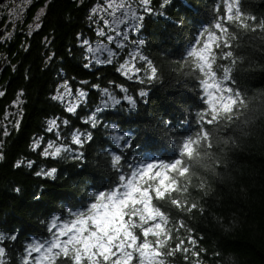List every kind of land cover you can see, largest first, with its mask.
I'll use <instances>...</instances> for the list:
<instances>
[{
	"label": "trees",
	"instance_id": "1",
	"mask_svg": "<svg viewBox=\"0 0 264 264\" xmlns=\"http://www.w3.org/2000/svg\"><path fill=\"white\" fill-rule=\"evenodd\" d=\"M36 2L29 13L18 19L13 38L0 46V92L5 93L0 96V141L3 142L0 151L5 153V159L0 160V229H21V241L29 236L47 235L43 221L52 208L67 206L66 201L78 204V200H83L87 203L88 193L99 190L101 184L107 188L112 182L110 173L103 167L105 158L99 154L105 146L103 129L96 134L99 142L86 149L85 160L46 158L42 155L44 143L40 149L33 145L36 138L49 137L46 133L48 120L60 118L76 128H86L82 121L103 96L102 90L89 85L99 83L101 89L109 87L118 95H122L121 85L133 92L140 87L116 71L118 64L84 67L78 37L94 35L87 23L94 0H83V3L80 0ZM217 2L176 0V7L168 16L172 20L175 19L173 13L186 17L189 23L183 31L173 27L167 16H153L140 33L147 40V51L157 63L161 82L150 87L147 103H140L137 111L129 115L126 107L121 112L111 110L110 118L118 121L139 145L148 146L149 155L159 153L169 144L173 146L161 119L190 121L179 128L180 138H195L201 130L195 116L201 108L202 92L192 74L195 69L190 61L185 62L184 57L192 35L202 21H210L211 10ZM241 4L246 13L264 18V0H241ZM38 8L43 13L38 21L40 27L28 35L25 29L34 28L37 19L33 12ZM230 30L236 33L231 47L236 60L233 67L236 87L254 101V107L259 111L264 108V33H252L235 26ZM217 63L227 65L229 61L218 60ZM218 75L221 76L222 72L218 71ZM62 76L68 78L73 92L84 90L88 93L83 112L77 109L79 119L76 113H68L51 98L57 82H63ZM81 81H88L89 85H83ZM15 102L14 114L18 112L19 115L11 116L7 112ZM13 121L19 122L15 130ZM1 124H5L9 136L3 135ZM66 128L64 125L59 128L60 136L61 133L67 134ZM188 128L191 132L185 133L183 129L189 131ZM204 131L209 132V136L201 141L199 158H183L190 169L186 175L192 178L188 206L197 202L204 211H182L172 205L170 199L154 198L153 203L169 216L170 226L179 228L181 221L187 225V228L179 229V235L188 248L193 247L188 240L197 239L202 250L199 257L202 264H221L214 254L216 251L230 256L229 264H264V119L258 122L250 136L227 149L228 168L218 170L226 177L230 175L231 179L224 182L210 170L208 154L224 162V148L220 141L225 133L222 127L206 123ZM209 142L212 148L207 147ZM140 152L138 148L136 154ZM21 160L25 164L15 167ZM27 161H33V167H28ZM51 167L59 170L58 179L36 175V172ZM200 178L211 183V195L204 196L196 186ZM183 182L184 178L180 177L179 183ZM16 187L22 192L16 193ZM33 193L40 195V199L37 200ZM175 197L181 202L186 199L184 193H175ZM201 239L203 243H200ZM177 242L173 240L171 245ZM171 264H185L183 254H178ZM192 264H196L195 257Z\"/></svg>",
	"mask_w": 264,
	"mask_h": 264
},
{
	"label": "snow or ice",
	"instance_id": "2",
	"mask_svg": "<svg viewBox=\"0 0 264 264\" xmlns=\"http://www.w3.org/2000/svg\"><path fill=\"white\" fill-rule=\"evenodd\" d=\"M80 2L83 3V0ZM175 7L176 0H106V3H98L90 9V25H94L96 35L105 38L108 43L93 46L88 39H82L81 51L87 53L84 67L118 64L116 71L140 87L133 92L121 85L122 95H118L109 87L101 89L99 83L89 85L88 81H81L83 85L102 90L100 103L82 121L86 128H76L64 120L62 123L67 126V134L61 133L55 140H48L42 148V155L46 158L83 161L86 159V149L99 142L96 134L103 129L105 146L99 154L105 158L103 167L110 173L112 182L107 188L101 184L99 190L88 193L87 203L83 200L78 204L66 201L67 206L52 208L47 214L48 218L43 221L45 236H29L21 241V229H0V264H171L178 254H183L185 264H192L193 257L196 264H202L199 259L202 250L197 239H189L188 243L193 247L188 248L179 235V229L187 228V225L181 221L179 228L170 226L169 216L153 203V199H170L172 205L188 213L193 209L204 211L197 202L188 206L192 178L186 175L190 169L183 158H199L201 141L209 136V132L204 131L205 123L222 127L225 133L220 141L224 148V162L208 154L210 170L219 176L221 182L231 179L230 175L226 177L218 171L228 168L227 149L252 134L258 122L264 119V108L257 111L254 101L236 87L237 80L233 74L236 60L231 50L236 33L230 29L235 26L252 33H264V18L246 13L241 0H218L211 10L210 21H202L199 29L195 30L184 59L185 62L190 61L195 69L192 74L203 93L201 108L195 116L201 130L195 134V138H180L179 128L190 121L161 119L160 123L180 157L166 162L161 157L149 155L150 148L139 145L110 116L111 110L121 112L125 106L130 113L137 111L140 103H147L150 87L161 82L157 63L147 51V40L140 33L153 16H167L173 27L183 31L189 23L187 18L177 13H173L174 20L168 16ZM36 19L39 21L40 17ZM36 27L39 28L40 24L37 23ZM2 36L3 33H0ZM218 60L229 63L218 64ZM218 71L222 72L221 76H218ZM61 79L63 93L54 99L63 101L67 97L66 111L76 113L79 119L77 109L83 112L88 93L78 90V94L73 95L68 78L62 76ZM4 95V92H0V96ZM12 127L13 130L18 128L19 122L13 121ZM59 128L60 125L53 119L49 121L46 132L55 136ZM3 135H10L7 127L3 129ZM57 142L59 146H55ZM42 143L43 137L36 138L35 148L40 149ZM207 147L212 148V144L209 142ZM2 148L3 142L0 141ZM138 148L141 149L139 155L136 154ZM4 159L5 153L0 151V160ZM33 163L27 161V166L31 168ZM24 164L25 161L21 160L15 167L20 168ZM58 171L56 167H51L36 172V175L55 180L59 178ZM180 177L184 178L183 184L179 183ZM196 186L204 196L213 192L211 183L205 178H200ZM14 190L16 193L22 192L19 187ZM175 193H184L185 201L177 199ZM33 196L40 199L37 193H33ZM173 240L178 241L174 246L171 245ZM200 243H203L202 239ZM214 254L221 264H229L230 256L219 251Z\"/></svg>",
	"mask_w": 264,
	"mask_h": 264
},
{
	"label": "rangeland",
	"instance_id": "3",
	"mask_svg": "<svg viewBox=\"0 0 264 264\" xmlns=\"http://www.w3.org/2000/svg\"><path fill=\"white\" fill-rule=\"evenodd\" d=\"M93 4H92V7H95L98 3H106V0H94V2H92ZM91 9V8H90ZM90 12V11H89ZM39 13V12H38ZM37 13V14H38ZM40 13H42V11L40 12ZM88 15H89V13H88ZM88 15H87V23H88V25H90V23H89V20H88ZM12 17V22H14V20H17L18 19V17L16 16V15H12L11 16ZM36 17H38V15H36ZM16 24H17V22H15ZM37 23H38V21L36 20L35 21V25H34V28H26L25 29V33L27 32V34L28 35H30V33L32 32V31H34L35 29H37L36 28V25H37ZM91 27V29L94 31V35H91V36H86V35H83V36H79L78 37V44H79V46L81 47V41H82V39H88L90 42H91V44L93 45V46H95L96 44H103V43H108V41L105 39V38H102V37H99V36H97L96 35V30H95V26L94 25H90ZM16 27H17V25H16ZM17 30L15 29V31L14 30H12V33H8L6 36H5V38L2 40V42H6V41H8V40H10L11 38H13V36L14 35H12V34H15V32H16ZM110 46H113L114 47V45H110ZM87 53L86 52H83V58H84V62H86L85 61V55H86ZM93 63L95 64V62L93 61ZM95 66H99V64H95ZM218 76H220V75H218ZM63 82H57V84H56V87H55V90H54V93L52 94V96H51V98H52V100L53 101H55V102H58L59 104H61L65 109L67 108V97H65V99L63 100V101H60V100H57V99H54V97H56V96H58V95H61L62 93H63V89L60 87L61 86V84H62ZM3 92V91H2ZM78 94V92H73V95H77ZM202 95H203V93H202ZM100 102H98V104H99ZM16 105V102L14 103V104H12V106H11V108H10V111H8L7 113H11V116H13V114L16 112L15 111V109H14V106ZM53 119H55L56 121H57V123L60 125V127L63 125V120L62 119H60V118H53ZM53 119H49L48 120V122H47V128L49 127V121H51V120H53ZM4 128L6 127L5 126V124H1ZM7 125V124H6ZM11 126V124H9L8 125V127H10ZM47 133V132H46ZM48 135H49V137H44L43 138V140H44V145H43V147L44 146H46V142L48 141V140H55L56 139V136H60V131H59V129H57L56 130V135L54 136L53 134H51V133H47ZM46 135V134H45ZM44 135V136H45ZM64 137H62L61 139H63ZM34 147H35V144L33 145ZM55 146H59V142H57L56 143V145ZM53 159H56V158H53ZM126 219H127V217H126Z\"/></svg>",
	"mask_w": 264,
	"mask_h": 264
},
{
	"label": "flooded vegetation",
	"instance_id": "4",
	"mask_svg": "<svg viewBox=\"0 0 264 264\" xmlns=\"http://www.w3.org/2000/svg\"><path fill=\"white\" fill-rule=\"evenodd\" d=\"M36 1L37 0H0V33H3V36L0 37V46L9 42V40L6 42H2V40L8 33H12V30L15 31L16 25L18 26V19L21 18L22 15L24 16V14L29 13L31 7L37 3ZM20 2L25 4L21 5ZM41 11L42 10L38 8L33 12L34 16L38 15L41 17L43 15V13H40ZM12 15L18 17L14 22H12ZM15 22H17V24Z\"/></svg>",
	"mask_w": 264,
	"mask_h": 264
},
{
	"label": "bare ground",
	"instance_id": "5",
	"mask_svg": "<svg viewBox=\"0 0 264 264\" xmlns=\"http://www.w3.org/2000/svg\"><path fill=\"white\" fill-rule=\"evenodd\" d=\"M178 2H180L181 0H177ZM132 113H129V115H131ZM185 133L187 132H191V129H188L189 131H186L187 129H183ZM84 197H87V195L85 194ZM80 202V200H78Z\"/></svg>",
	"mask_w": 264,
	"mask_h": 264
}]
</instances>
